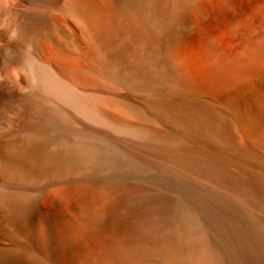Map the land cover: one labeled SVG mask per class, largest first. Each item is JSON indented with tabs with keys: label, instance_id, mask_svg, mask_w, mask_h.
<instances>
[{
	"label": "rangeland",
	"instance_id": "rangeland-1",
	"mask_svg": "<svg viewBox=\"0 0 264 264\" xmlns=\"http://www.w3.org/2000/svg\"><path fill=\"white\" fill-rule=\"evenodd\" d=\"M121 3L145 68L132 91L118 87L115 120L88 108L120 145L101 146L106 170L80 172L97 197L74 211L72 255L56 263L264 264V61L240 54L259 38L264 52V0H135L133 14ZM253 179L263 193L245 188ZM115 194L132 212L107 208Z\"/></svg>",
	"mask_w": 264,
	"mask_h": 264
},
{
	"label": "bare ground",
	"instance_id": "bare-ground-1",
	"mask_svg": "<svg viewBox=\"0 0 264 264\" xmlns=\"http://www.w3.org/2000/svg\"><path fill=\"white\" fill-rule=\"evenodd\" d=\"M134 1L125 0L129 14ZM123 10L121 0H0V264H57L72 255L74 211L89 212L97 197L80 172L106 170L101 146L120 145L92 123L88 108L115 120L107 107L120 99L118 87L132 91L145 68L133 45V15L125 23ZM15 20L18 32L8 28ZM262 43L242 46L244 64L264 61ZM244 184L263 193L254 179ZM132 200L117 194L107 208L117 216L131 211Z\"/></svg>",
	"mask_w": 264,
	"mask_h": 264
}]
</instances>
